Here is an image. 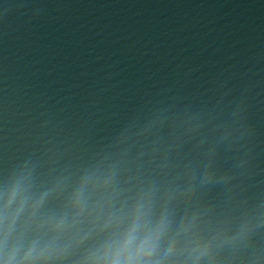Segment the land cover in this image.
<instances>
[{
    "label": "water",
    "instance_id": "95a60500",
    "mask_svg": "<svg viewBox=\"0 0 264 264\" xmlns=\"http://www.w3.org/2000/svg\"><path fill=\"white\" fill-rule=\"evenodd\" d=\"M0 264H264V0H0Z\"/></svg>",
    "mask_w": 264,
    "mask_h": 264
}]
</instances>
